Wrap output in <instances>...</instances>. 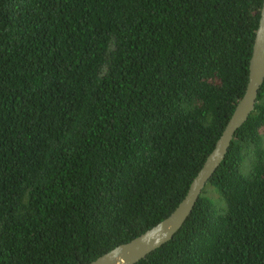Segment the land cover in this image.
Instances as JSON below:
<instances>
[{
    "label": "trees",
    "instance_id": "16d2710c",
    "mask_svg": "<svg viewBox=\"0 0 264 264\" xmlns=\"http://www.w3.org/2000/svg\"><path fill=\"white\" fill-rule=\"evenodd\" d=\"M261 0H0V264H87L164 218L247 81ZM133 264H264V79L171 239Z\"/></svg>",
    "mask_w": 264,
    "mask_h": 264
},
{
    "label": "water",
    "instance_id": "95a60500",
    "mask_svg": "<svg viewBox=\"0 0 264 264\" xmlns=\"http://www.w3.org/2000/svg\"><path fill=\"white\" fill-rule=\"evenodd\" d=\"M263 79L264 0H261L257 25L254 31L251 52L247 64V81L244 91L236 101L234 108L225 122L219 136L215 140L213 147L205 156L201 166L191 179L184 196L164 218L130 240L120 243L100 254L87 264H133L171 239L173 234L181 227L185 219L188 217L204 184L223 159L235 130L241 126L252 111L257 91L262 84ZM165 223L174 225V230L170 233L167 239L155 246H144L141 243L142 239H149L153 230Z\"/></svg>",
    "mask_w": 264,
    "mask_h": 264
},
{
    "label": "clouds",
    "instance_id": "9594fccd",
    "mask_svg": "<svg viewBox=\"0 0 264 264\" xmlns=\"http://www.w3.org/2000/svg\"><path fill=\"white\" fill-rule=\"evenodd\" d=\"M173 230H174V225L165 223L154 229L149 239L146 240L142 239L141 243L144 246H155L163 242V240L167 239Z\"/></svg>",
    "mask_w": 264,
    "mask_h": 264
}]
</instances>
